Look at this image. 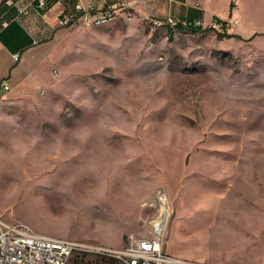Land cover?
Segmentation results:
<instances>
[{
    "label": "rangeland",
    "instance_id": "374dc122",
    "mask_svg": "<svg viewBox=\"0 0 264 264\" xmlns=\"http://www.w3.org/2000/svg\"><path fill=\"white\" fill-rule=\"evenodd\" d=\"M123 1L132 20L64 27L0 97V220L75 243L68 264H121L103 252L130 236L243 259L238 235L264 232V0H197L207 21H239L221 32Z\"/></svg>",
    "mask_w": 264,
    "mask_h": 264
},
{
    "label": "crops",
    "instance_id": "0c3cea01",
    "mask_svg": "<svg viewBox=\"0 0 264 264\" xmlns=\"http://www.w3.org/2000/svg\"><path fill=\"white\" fill-rule=\"evenodd\" d=\"M38 1L0 2V97L9 93L3 90L4 83L10 85L11 92H16L34 77L38 68L45 63V58L41 60L37 56L46 50L49 42L65 30L58 21L61 13L73 12L79 2L84 6L93 5L98 9H106L118 3V0H45V8H40ZM129 2L134 4L136 12L148 13L156 18L165 19L173 15L182 21L202 20L205 24L214 20L213 17L208 21L204 18V9L197 0H129ZM237 12L236 8L234 13ZM238 25L239 21L232 28ZM14 54H19L17 61L13 59ZM232 231H229L228 238ZM260 231L257 233L252 229L242 230V234L238 236L243 241L245 255L243 259H227L228 264H264V252L253 256L249 249L258 243L260 244L258 247H262L264 232ZM221 263L224 262H219Z\"/></svg>",
    "mask_w": 264,
    "mask_h": 264
},
{
    "label": "built area",
    "instance_id": "2783aa9c",
    "mask_svg": "<svg viewBox=\"0 0 264 264\" xmlns=\"http://www.w3.org/2000/svg\"><path fill=\"white\" fill-rule=\"evenodd\" d=\"M7 1V0H0ZM45 0H39L38 6L45 8ZM130 4L118 0L116 5L106 9H98L93 5L84 6L77 3L73 12L59 15V24L62 27H73L77 24L101 26L114 21L122 13L126 21L132 20ZM156 25L166 26L175 30L179 25L183 30L209 28L216 32L228 31L231 26L237 25L238 20L221 24L212 21L205 24L202 20L182 21L173 16H167L164 21L152 20ZM17 61L19 54H14ZM5 92L10 91L8 83L3 84ZM77 245L61 239H53L33 233L23 225L7 224L0 220V264H68ZM103 256L113 258L121 264H205L177 260L168 257L162 252L161 244L157 240L139 239L130 236L126 245L120 250H105Z\"/></svg>",
    "mask_w": 264,
    "mask_h": 264
},
{
    "label": "trees",
    "instance_id": "16d2710c",
    "mask_svg": "<svg viewBox=\"0 0 264 264\" xmlns=\"http://www.w3.org/2000/svg\"><path fill=\"white\" fill-rule=\"evenodd\" d=\"M232 7L235 8V4H234V3L232 4ZM214 21L219 22V21H217V20H214ZM219 23H221V24H225V22H219ZM192 30H193L194 32H196V31L199 30V29H197V30H196V29H192ZM219 37H221V36H219ZM102 257H103V258H107L106 256H102Z\"/></svg>",
    "mask_w": 264,
    "mask_h": 264
}]
</instances>
